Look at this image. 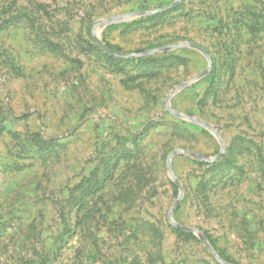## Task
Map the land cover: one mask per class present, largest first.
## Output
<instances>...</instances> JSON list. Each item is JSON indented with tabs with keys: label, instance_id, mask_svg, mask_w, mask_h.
Here are the masks:
<instances>
[{
	"label": "rangeland",
	"instance_id": "obj_1",
	"mask_svg": "<svg viewBox=\"0 0 264 264\" xmlns=\"http://www.w3.org/2000/svg\"><path fill=\"white\" fill-rule=\"evenodd\" d=\"M0 0V264H264V0ZM263 16V18L261 17ZM264 51V48H263ZM262 61V62H261ZM212 126L206 129L165 111Z\"/></svg>",
	"mask_w": 264,
	"mask_h": 264
},
{
	"label": "water",
	"instance_id": "obj_2",
	"mask_svg": "<svg viewBox=\"0 0 264 264\" xmlns=\"http://www.w3.org/2000/svg\"><path fill=\"white\" fill-rule=\"evenodd\" d=\"M180 3V0H175L172 4L167 5L165 7L159 8V9H155V10H151V11H138V12H132V13H127L124 15H118V16H113V17H109L103 20H100L98 22H96L94 24L93 27V41L94 43L97 45V47L106 55H109L111 57H115V58H139V57H146V56H150V55H155L158 53H164V52H168V51H174L177 49H181V48H189V49H194L199 51L200 53H202L206 59L208 60L209 63V67L211 65V61H210V57L208 55V53L206 52V50L197 45L194 44L192 42H187V41H183L177 44H172V45H166L163 47H159L156 49H151V50H146V51H142L139 53H133V54H129V55H122V54H118L116 52H113L111 50H109L108 48H106L103 43L100 40V33L102 31V28L110 26V25H114V24H120V23H125V22H130L133 21L135 19H139V18H144V17H148L151 15H155V14H159V13H164L166 11L172 10L175 7H177V5ZM209 73V69H207L206 71H204L203 73L195 76L193 79L180 84L178 87H176L174 90H172L167 97V101H166V105H165V111H167L170 115H172L173 117H176L182 121L188 122V123H192L194 125H197L199 127H202L203 129L208 130L209 132H211L214 137L217 139V141L220 144L221 147V151L224 150V145L223 142L221 140V137L219 136V134L215 131V129L210 126L209 124L201 121L200 119H197L193 116L187 115V114H183L180 113L178 111H175L171 108V99L172 97L177 94L178 92H180L181 90L185 89L186 87L190 86L191 84L199 81L200 79H202L204 76H206ZM177 155H182L185 156L191 160L194 161H199V162H204V163H214L217 160H219L222 155L223 152H220L219 154H217L214 157H205L202 155H199L197 153L185 150V149H176L174 151H172L166 159V169L168 172V176L169 178L173 181V183L176 185V187L179 190V197L178 199L175 201V203L173 204V206L169 209L168 211V222L169 224L178 230L181 231H185L188 233L193 234L194 236H196L204 245V247L207 249V251L210 253V255L215 259V261H217L219 264H232L229 263L227 261H224L223 259L220 258V256L214 251V249L211 247V245L208 243V241L206 240L204 234L202 231H200L199 229H195V228H191L182 224H179L177 222L174 221L173 219V212L174 210L180 205V203L182 202L183 199V190L180 186V184L177 182V180L174 177L173 171L171 169V160L174 156Z\"/></svg>",
	"mask_w": 264,
	"mask_h": 264
},
{
	"label": "trees",
	"instance_id": "obj_3",
	"mask_svg": "<svg viewBox=\"0 0 264 264\" xmlns=\"http://www.w3.org/2000/svg\"><path fill=\"white\" fill-rule=\"evenodd\" d=\"M170 11V10H169ZM167 12V11H166ZM165 13V12H164ZM163 13H159V15H162ZM261 17L263 18V16L261 15ZM261 34H264V22H261ZM264 37L261 38V40H263ZM106 46V45H105ZM107 47V46H106ZM263 48H264V44L262 43L261 44V57L263 56L264 54V51H263ZM262 62V61H261ZM200 163H204V162H200Z\"/></svg>",
	"mask_w": 264,
	"mask_h": 264
}]
</instances>
